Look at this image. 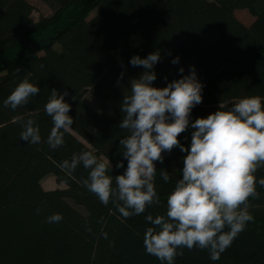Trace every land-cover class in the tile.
<instances>
[{"label":"trees","instance_id":"trees-1","mask_svg":"<svg viewBox=\"0 0 264 264\" xmlns=\"http://www.w3.org/2000/svg\"><path fill=\"white\" fill-rule=\"evenodd\" d=\"M46 1L51 14L34 21L29 0H0V264H161L146 254L143 236L151 225L145 216L164 214L185 154L179 149L164 153L156 167L166 169L170 180L165 183L157 172L161 204L128 219L82 186L88 170L80 166L69 175L61 164L91 151L110 160L113 175L123 173L124 168H115L123 159L119 140L127 135L118 128L120 102L129 80L143 71L129 63L135 55L160 52L156 87L195 67L204 88L192 120L218 110L221 101L230 105L243 97H264V0ZM238 10L253 18L249 26L235 18ZM25 77L40 93L27 105L4 108V99ZM53 88L68 92L65 101L74 119L64 145L55 150L47 144L53 125L44 111ZM86 90L98 101V111L83 101ZM29 118L39 126L38 144L20 139ZM191 132L179 137L185 146ZM48 175L65 188L43 189L41 180ZM255 175L264 177V168ZM256 190L259 196L249 198L254 220L219 260H211L207 250L184 249L175 264H264V187L257 184ZM53 213L62 214V221L47 223Z\"/></svg>","mask_w":264,"mask_h":264},{"label":"clouds","instance_id":"clouds-1","mask_svg":"<svg viewBox=\"0 0 264 264\" xmlns=\"http://www.w3.org/2000/svg\"><path fill=\"white\" fill-rule=\"evenodd\" d=\"M160 60V52L155 51L144 58L135 55L129 61L143 71L129 80V91L120 102L122 119L118 128L126 130L127 135L119 140L123 159L115 168H124L123 173L113 175L110 160L98 159L91 151L73 154L61 167L69 175L80 166L88 170L82 186L101 204H113L120 216L128 219L161 204L155 178L159 171L168 183L170 176L164 168L157 170L156 165L163 164L164 153L179 149L185 154L181 178L167 195L164 214L145 216L151 226L144 232L143 245L146 254L161 264H175L184 249L207 250L209 258L216 261L254 220L249 198L259 196L257 184L264 187V177L257 179L255 175L264 168V97H243L230 105L221 101L218 110L192 120V110L203 102L204 88L195 67L165 87H156L154 66ZM171 63L178 64L179 57ZM178 71L183 74L184 68ZM20 72L19 67L14 69L16 74ZM39 93V86L25 77L4 99L3 107L15 110ZM66 96L67 91L53 88L44 105L53 125L47 136L53 150L64 145V133L74 124ZM189 128L191 142L185 146L179 137ZM20 139L31 144L41 142L34 119L23 121ZM62 219V214L53 213L46 222ZM87 230L91 232V228ZM103 235L107 239V233Z\"/></svg>","mask_w":264,"mask_h":264},{"label":"rangeland","instance_id":"rangeland-1","mask_svg":"<svg viewBox=\"0 0 264 264\" xmlns=\"http://www.w3.org/2000/svg\"><path fill=\"white\" fill-rule=\"evenodd\" d=\"M29 3L32 6L31 18L36 21L41 16H48L51 14V7L46 0H29ZM235 18L245 26H249L253 22V18L248 14L246 10H238L234 12ZM264 54V51H263ZM83 101L91 107L93 110H99L98 101L90 94L89 90H86L83 95ZM41 186L45 190H54V189H64L65 185L59 181V179L54 175H48L41 180ZM70 203L75 209L80 212L83 210L77 206H74L69 200Z\"/></svg>","mask_w":264,"mask_h":264}]
</instances>
